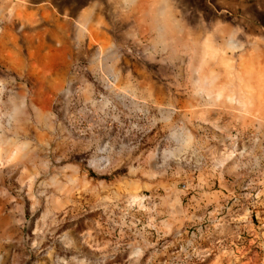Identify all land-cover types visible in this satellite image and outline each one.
Segmentation results:
<instances>
[{"label": "rangeland", "instance_id": "1", "mask_svg": "<svg viewBox=\"0 0 264 264\" xmlns=\"http://www.w3.org/2000/svg\"><path fill=\"white\" fill-rule=\"evenodd\" d=\"M0 264H264V0H0Z\"/></svg>", "mask_w": 264, "mask_h": 264}]
</instances>
